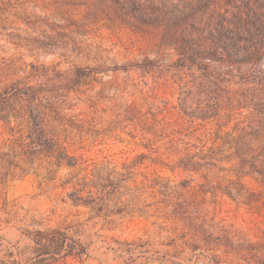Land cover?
<instances>
[{"label":"trees","instance_id":"1","mask_svg":"<svg viewBox=\"0 0 264 264\" xmlns=\"http://www.w3.org/2000/svg\"><path fill=\"white\" fill-rule=\"evenodd\" d=\"M193 1L195 6L202 2ZM224 1L216 0L213 9L206 7L202 11L178 9L171 0H153L157 9L153 13L143 9L141 0H108L113 6L122 3V10L135 21L161 28L174 43L172 50L177 59L171 78L176 77L178 104L159 101V81H155L148 93L138 91L139 103L123 114L124 118L136 120L142 133L150 135L140 137V142L146 141L143 148L149 156L139 157H148L155 170L168 171L173 179L159 172L142 181L135 179L137 173L133 179L104 175L102 165L90 164L87 157L85 113H66L74 108L67 101L68 92L36 89L23 81L11 84L12 79H7L3 84L8 85H0V104L19 122L17 132L0 133V180L15 172L33 175L39 187L58 188L57 194L62 195L65 205L99 213L111 202L126 205L122 189L131 181L135 189L127 202L143 219H153L155 236L163 245L175 251L205 253L214 263L237 257L244 264H264V253L249 240L240 239L226 219L218 218L222 211L216 208L219 196L254 206L257 201L251 198L258 194L250 181L258 186L264 184V0H227L228 8L222 7ZM45 3L0 0V24L8 22L20 30L17 26L23 23L35 34L39 25L47 24ZM200 14L207 20L197 27L179 25L181 20ZM23 66L24 63L0 64V75L13 76ZM84 72L78 71V75H86ZM46 94L50 95L47 100L43 99ZM250 106L251 119H239L230 130L228 118L233 111L249 110ZM175 109L194 127L192 130H202L201 138L186 140L181 131L165 127L170 122L164 119L172 118ZM2 122L3 128L11 129L9 120ZM143 164L133 163V169ZM61 169L68 173L61 176ZM14 216L13 207L0 189V228ZM78 216V211L68 212L54 226L42 224L36 229H24L31 245L20 260L24 264L81 263L88 249ZM103 219L112 221L107 216ZM14 256L10 253L0 264H20Z\"/></svg>","mask_w":264,"mask_h":264},{"label":"rangeland","instance_id":"2","mask_svg":"<svg viewBox=\"0 0 264 264\" xmlns=\"http://www.w3.org/2000/svg\"><path fill=\"white\" fill-rule=\"evenodd\" d=\"M141 1L143 9L153 13L157 11L153 0ZM171 1L178 9L191 7L202 8V11L206 7L213 9L216 4V0H201L198 6L193 0ZM228 1L225 0L222 7L228 8ZM45 2L47 24L39 25L35 34H31L23 23L17 26L20 30L13 29L15 27L8 22L0 24V64H25L13 76L0 75V85H8L3 81L12 79L11 84L14 80L23 81L36 89L42 87L57 93L68 92L67 101L74 108L66 113H85L88 119L84 138L87 140L90 164L100 163L105 169L104 175L133 179L134 173H137V181H142L153 172L157 174L158 169H154L148 157H139L140 154L149 156L143 148L146 141L140 142V137L150 135L142 133L137 121L124 118L123 114L128 107L139 103L138 91L142 89L148 93L155 81H159V101L167 100L173 106L178 104L179 91L174 83L176 77L171 78L175 73L172 66L174 68L177 59L172 50L173 41L156 25H144L127 16L122 10V3L113 6L108 0ZM206 20L207 17L200 14L199 17L181 20L179 25L191 29ZM11 35L18 37L13 39ZM32 38H35L36 44H33ZM197 38L194 37L195 41ZM14 42L21 47L15 46ZM31 45L39 49H32ZM115 67L120 69L114 70ZM83 70L86 75L79 76L78 71ZM49 94L43 95V99L50 98ZM4 107L0 104V133L13 134L17 132L19 121ZM251 107L249 110L233 111L228 118L230 130L239 119L244 122L251 119L248 114ZM176 110H173L172 118L166 116L164 119L170 122L168 125L165 123V127L181 131L186 140L197 141L201 138L202 130H192L194 127ZM4 120L10 121L11 129L3 128ZM213 127L214 132L216 126ZM142 161L143 165L133 169V163ZM67 173V169L59 171L61 176ZM159 174L173 179L168 171ZM0 182L4 184H0V189L15 211L12 220L0 228V260L7 259L6 256L13 253L16 255L13 259L24 264L20 255H24L31 245L24 229H36L42 224L54 226L68 212L75 214L78 211V218L83 223L82 240L88 251L87 257L75 264H244L237 257L222 258L214 263L205 253L175 251L163 245L161 239L155 236V228L151 225L153 219H143L129 206L127 199L131 198L135 189L131 181L124 191L122 189L125 194L122 200L126 205L111 202L102 213L65 205L62 195L57 194L60 192L58 188L45 190L39 187L33 175L21 176L15 172ZM250 184L258 194L251 198L257 204L246 206L219 196L216 208L222 212L218 218L226 219V224L240 239L249 240L264 253V184L258 186L252 181ZM142 200L149 202V199ZM105 216L112 221L104 220Z\"/></svg>","mask_w":264,"mask_h":264}]
</instances>
